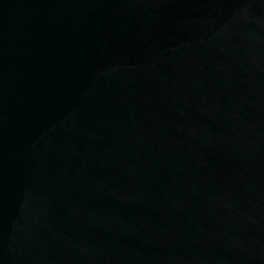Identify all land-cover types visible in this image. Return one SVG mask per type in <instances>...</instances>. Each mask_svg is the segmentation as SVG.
<instances>
[{"label": "water", "instance_id": "95a60500", "mask_svg": "<svg viewBox=\"0 0 264 264\" xmlns=\"http://www.w3.org/2000/svg\"><path fill=\"white\" fill-rule=\"evenodd\" d=\"M0 264H264V0H0Z\"/></svg>", "mask_w": 264, "mask_h": 264}]
</instances>
